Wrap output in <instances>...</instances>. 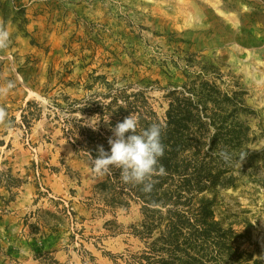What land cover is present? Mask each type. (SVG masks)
<instances>
[{
	"label": "rangeland",
	"instance_id": "obj_1",
	"mask_svg": "<svg viewBox=\"0 0 264 264\" xmlns=\"http://www.w3.org/2000/svg\"><path fill=\"white\" fill-rule=\"evenodd\" d=\"M177 99L218 223L184 262L264 264V0H0V264H182L166 239L194 234L186 199L146 203L91 164Z\"/></svg>",
	"mask_w": 264,
	"mask_h": 264
},
{
	"label": "trees",
	"instance_id": "obj_2",
	"mask_svg": "<svg viewBox=\"0 0 264 264\" xmlns=\"http://www.w3.org/2000/svg\"><path fill=\"white\" fill-rule=\"evenodd\" d=\"M166 120L162 123L154 112L140 113L137 120V131L146 129L153 123L162 125V143L165 146L164 155L159 158V166L165 169L164 174L154 176L152 178V188L150 191H144L142 185H134L128 183L135 195L146 203H160L162 205L176 204L182 198L186 199V204L190 209L195 210L196 224L192 225L194 234H190V238H183L181 233L184 222L178 220V224L171 222L169 225L168 237L166 239L174 249L173 253L181 254L179 259L182 264L184 259H189L193 263H199L207 257L206 252L210 246V233L218 223L214 220L213 206L205 197L200 198V194L207 190L203 187V181L210 179L212 176H205L203 173L209 170L203 165L199 158L200 139L196 137L192 127L190 126L192 116V104L189 102H181L175 100L170 104L167 111ZM105 144H95L91 154L97 156L99 145H103L105 149L108 147V140H103ZM225 172H222L223 175ZM186 176V177H183ZM219 176H221L219 174ZM110 181L103 183V187H107ZM105 192L107 189L105 188ZM118 193H114V197H118ZM117 204L114 202L113 204ZM192 228V229H193ZM182 246L186 247L183 250ZM220 247V246H219ZM162 264H170L162 262Z\"/></svg>",
	"mask_w": 264,
	"mask_h": 264
},
{
	"label": "clouds",
	"instance_id": "obj_3",
	"mask_svg": "<svg viewBox=\"0 0 264 264\" xmlns=\"http://www.w3.org/2000/svg\"><path fill=\"white\" fill-rule=\"evenodd\" d=\"M5 113L0 109V118ZM91 126L95 125L91 121ZM109 148L99 145L97 156L91 157L92 170L97 175L109 174L113 169L119 170L120 178L125 184L142 185L144 191L152 188V178L164 174L159 166V158L164 155L162 143V125L153 123L146 129L137 131V121L132 114L126 116L110 129ZM221 156L226 155L224 152Z\"/></svg>",
	"mask_w": 264,
	"mask_h": 264
}]
</instances>
